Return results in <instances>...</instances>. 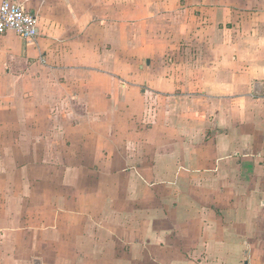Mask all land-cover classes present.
Wrapping results in <instances>:
<instances>
[{
	"label": "crops",
	"instance_id": "obj_1",
	"mask_svg": "<svg viewBox=\"0 0 264 264\" xmlns=\"http://www.w3.org/2000/svg\"><path fill=\"white\" fill-rule=\"evenodd\" d=\"M15 1L0 264H264V0H196L160 44L108 0Z\"/></svg>",
	"mask_w": 264,
	"mask_h": 264
},
{
	"label": "rangeland",
	"instance_id": "obj_2",
	"mask_svg": "<svg viewBox=\"0 0 264 264\" xmlns=\"http://www.w3.org/2000/svg\"><path fill=\"white\" fill-rule=\"evenodd\" d=\"M110 5L114 7L118 4L121 8V12L124 14L123 24L126 27V35L129 33L130 36L142 40V44H147L148 40L151 41L152 38L155 39L157 44L164 43L163 41L167 38V25L172 24L170 20L176 23L181 22L180 8L188 6L193 7L196 0H188V5H186V0H108ZM211 2V0H210ZM110 7V6H109ZM176 10L171 13L172 9ZM138 10L140 13H138ZM133 14L135 16H133ZM148 14H154L149 20L150 16ZM136 18V19H133ZM134 24V25H133ZM151 26V29L149 28ZM145 48V47H142ZM147 48V47H146ZM166 50V47H164ZM160 51V56L165 59H172L173 55L170 53H164L163 50ZM190 50L187 47H183L182 52ZM192 50V49H191ZM194 50V48H193ZM182 54V53H180ZM174 60V59H173ZM175 61V60H174ZM178 65H180L178 63Z\"/></svg>",
	"mask_w": 264,
	"mask_h": 264
},
{
	"label": "built area",
	"instance_id": "obj_3",
	"mask_svg": "<svg viewBox=\"0 0 264 264\" xmlns=\"http://www.w3.org/2000/svg\"><path fill=\"white\" fill-rule=\"evenodd\" d=\"M8 32H14L27 43L36 41L39 29L36 15L27 12L15 0L0 2V37Z\"/></svg>",
	"mask_w": 264,
	"mask_h": 264
}]
</instances>
